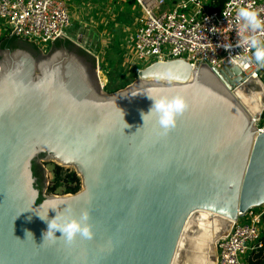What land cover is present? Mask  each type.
<instances>
[{"label":"water","instance_id":"95a60500","mask_svg":"<svg viewBox=\"0 0 264 264\" xmlns=\"http://www.w3.org/2000/svg\"><path fill=\"white\" fill-rule=\"evenodd\" d=\"M60 39L47 55L30 41L0 46V264H217L216 241L264 205V82L175 59L110 93L96 58ZM156 90L181 91L189 105L166 134L147 114ZM41 160L75 167L83 189L44 195ZM57 197L67 205L47 213ZM84 208L91 240L43 243L38 213Z\"/></svg>","mask_w":264,"mask_h":264},{"label":"built area","instance_id":"2783aa9c","mask_svg":"<svg viewBox=\"0 0 264 264\" xmlns=\"http://www.w3.org/2000/svg\"><path fill=\"white\" fill-rule=\"evenodd\" d=\"M132 1L141 16L132 24L119 25L125 39L119 43L124 57L134 56L145 67L175 59L194 66L206 64L217 71L237 66L243 79L255 76L264 82V67L256 64L250 50L237 46L235 18L238 8L248 5L264 17V0H227L221 11H211L202 0L178 4L168 0ZM72 24L68 0H0V36L14 34L47 48L62 35L68 40L76 38L83 47L79 34L72 37L68 33ZM256 34L264 40V34ZM225 44L232 47L225 49ZM96 57L100 74L103 66ZM238 57L247 60L234 63ZM243 62L248 63L247 68L241 66ZM256 124L264 132V113ZM244 218L246 221L241 222ZM260 249H264V205L253 207L234 220L229 234L217 241V264H250L249 255Z\"/></svg>","mask_w":264,"mask_h":264},{"label":"clouds","instance_id":"9594fccd","mask_svg":"<svg viewBox=\"0 0 264 264\" xmlns=\"http://www.w3.org/2000/svg\"><path fill=\"white\" fill-rule=\"evenodd\" d=\"M235 18L238 24L236 30L239 37L237 46L250 50L256 64L264 67V40L256 34L257 32L264 34V17L251 5H248L246 7H239ZM224 47L228 49L232 46L225 44ZM246 60L247 57H238L233 62L238 63ZM241 66L247 68L248 63L243 62ZM147 95L153 101L151 109L147 114L155 116L157 124L163 134H166L176 126L177 117L183 114L189 106L186 97L181 91L169 95L164 90H156ZM145 115L142 113L144 123ZM128 126L126 124L124 128ZM32 195L34 200L38 197V193L35 191H33ZM44 204L48 206V213L49 208L57 209L60 205L66 204V200L57 197L45 201ZM42 206L43 204L40 205V207ZM65 208L67 209V206ZM38 215L48 223V228L43 234V243L46 240L54 243L57 239L63 238L66 243L70 244L77 236L85 240H91L95 235L93 226L90 223V212L87 208L82 209L78 216L71 214L69 211L66 215H58L57 213L55 218L51 220L48 219V215L41 216L39 213ZM57 230H60L62 233L60 237L55 235Z\"/></svg>","mask_w":264,"mask_h":264},{"label":"rangeland","instance_id":"374dc122","mask_svg":"<svg viewBox=\"0 0 264 264\" xmlns=\"http://www.w3.org/2000/svg\"><path fill=\"white\" fill-rule=\"evenodd\" d=\"M168 1H170V3H172V4H178V3H181L183 1H188V0H168ZM126 2H127V0H126ZM113 3L115 4L116 1H114ZM202 3L204 6H206L209 9L208 0H202ZM77 4L78 3L73 1V0H68L69 12H70L71 17L73 18V24L68 29V33L72 37H75V36H77V34H79L80 42L84 43L85 45L82 47L79 44L78 40L76 41V40H74V38H73V40H70V41L73 42L74 44H76L77 46H79L80 48H82L83 50H85L86 52H88L89 54H91L92 56H94L96 58V66H97V57L96 56L98 54L96 53L97 54L96 55L94 53V48L95 47H97V48L103 47L108 51V47L110 46V43L112 40H113V42L114 41H117L120 43L124 42L125 39L123 36L121 37L122 33H121L119 26L115 25L114 23H116L117 21H125V20H122V19L117 20L116 19L115 22L113 20L107 26L105 24V21L107 20L108 17L104 16V14L99 16L98 19H97V16H96V19H94L93 14H95V11L93 14L91 13L92 14L91 15L87 9H84L83 10L84 14L81 17V14H79L75 11V9L77 10V8H78ZM116 8L117 7H115V11H111V14H114V18L118 17L116 15L118 8L117 9ZM103 9H101V10L104 13ZM94 10H96V9H94ZM122 16L125 19L133 20V14L129 11V9H126V11L123 12ZM102 17H104V18L101 19ZM1 29L2 28L0 26V30ZM111 29H112V32L110 31ZM109 33H110V37L108 39L105 38V36ZM112 34H113V36H112ZM1 37H3V35L0 36V38ZM118 44H116V45H118ZM37 47L42 51V53L44 55H47L51 51L53 45H51V46L49 45V47H47V48H42L39 46H37ZM99 55H100L99 58L101 60V66H103L99 76L101 75V77L103 79V83H105L104 89L110 93L115 92L119 89H122V88L126 87L127 85L133 83L138 78L137 70L142 69L146 66L145 63L138 62L134 56L130 57V58L122 57V56L118 55L115 51L112 52L111 54L109 52L108 55H106L104 52L101 54L99 53ZM97 69H98V67H97ZM41 164H43L42 166L46 169L47 177H48V185H47V188L43 194L46 196H49V195L61 196V195L71 194V193L66 192L65 186H60L56 190V192L51 193L49 191V189L52 187V184L54 181V168L57 165V163L54 161H51V160H49V161L41 160ZM62 167L64 168V173H63L64 175H66V173H70L73 171H75L77 173V170L75 167H68V166H62ZM77 175L81 179V189L80 190H82L83 189V178L80 174L77 173ZM240 221L245 222L246 220L244 218V219H241Z\"/></svg>","mask_w":264,"mask_h":264},{"label":"crops","instance_id":"0c3cea01","mask_svg":"<svg viewBox=\"0 0 264 264\" xmlns=\"http://www.w3.org/2000/svg\"><path fill=\"white\" fill-rule=\"evenodd\" d=\"M75 2H77L78 4V8L77 10L75 9V11L79 14H81V17L83 16L84 12L83 10L84 9H87L89 11V13L93 14L94 11H95V14H93V17L94 19H96V16L97 18L99 16H101L102 14H104V16L108 17L107 20L105 21V24L108 26L110 24V22H112L114 20V22L116 21V19H122V20H125V21H117L116 23H114L115 25H120L122 23H125V22H129V23H134L138 17L141 16V12L137 9V7L134 6V2L132 0H73ZM85 1V2H84ZM116 1V3L114 4L113 2ZM131 2V3H130ZM133 2V3H132ZM114 4V5H113ZM115 7H117V16L116 18H114V14H111V11H115ZM129 7V8H128ZM104 8V9H103ZM96 9V10H94ZM104 11V13L102 12V10ZM126 9H129V11L133 14V20L131 19H125L122 14L123 12L126 11ZM122 13V14H121ZM137 13V14H136ZM91 14V15H92ZM104 17H102L103 19ZM106 26V27H107ZM112 27V26H111ZM109 28V27H108ZM113 28V27H112ZM112 30V29H111ZM107 31V30H106ZM113 36V34H112ZM110 37V33L107 34L105 36V38H109ZM122 37V35H121ZM120 42H117V41H114L113 40L111 41L110 43V46L108 47V51L105 49V48H97L95 47L94 48V53L100 57L99 53H105L106 55H108V53L110 52V54L112 52H116L118 55L124 57L123 53L121 52V49H120V46L119 44ZM118 44V45H116ZM112 51V52H111ZM99 52V53H98Z\"/></svg>","mask_w":264,"mask_h":264},{"label":"trees","instance_id":"16d2710c","mask_svg":"<svg viewBox=\"0 0 264 264\" xmlns=\"http://www.w3.org/2000/svg\"><path fill=\"white\" fill-rule=\"evenodd\" d=\"M227 0H208L209 9L211 11H221ZM131 3V2H130ZM133 3V2H132ZM20 38L16 36H3L0 38V46L3 49L10 48L12 50L19 47ZM30 43V42H26ZM34 45V44H32ZM70 40H67V46H70ZM64 173L62 166L56 165L54 168V181L52 187L49 189L51 193L56 192L60 186H65L67 193H76L81 189V179L75 171ZM250 264H264V249L253 252L248 257Z\"/></svg>","mask_w":264,"mask_h":264},{"label":"flooded vegetation","instance_id":"af4514ba","mask_svg":"<svg viewBox=\"0 0 264 264\" xmlns=\"http://www.w3.org/2000/svg\"><path fill=\"white\" fill-rule=\"evenodd\" d=\"M27 42V40H23V39H20V42H19V46L20 45H23V44H25ZM29 42V41H28ZM56 47L57 46H65V45H67V40H65V39H60V40H58L55 44H54Z\"/></svg>","mask_w":264,"mask_h":264},{"label":"bare ground","instance_id":"6f19581e","mask_svg":"<svg viewBox=\"0 0 264 264\" xmlns=\"http://www.w3.org/2000/svg\"><path fill=\"white\" fill-rule=\"evenodd\" d=\"M100 80L102 81V83H103V79H102V77H101V75H100ZM248 103V102H247ZM254 105V103L253 102H251V106H253ZM258 103L256 104V106L255 107H253V112H256L259 108H258ZM218 241V240H217ZM217 241H216V245H217Z\"/></svg>","mask_w":264,"mask_h":264}]
</instances>
